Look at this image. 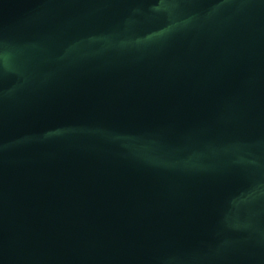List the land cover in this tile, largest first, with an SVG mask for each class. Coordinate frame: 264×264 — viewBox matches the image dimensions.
Wrapping results in <instances>:
<instances>
[{"label": "water", "instance_id": "water-1", "mask_svg": "<svg viewBox=\"0 0 264 264\" xmlns=\"http://www.w3.org/2000/svg\"><path fill=\"white\" fill-rule=\"evenodd\" d=\"M0 264H264V0H0Z\"/></svg>", "mask_w": 264, "mask_h": 264}]
</instances>
